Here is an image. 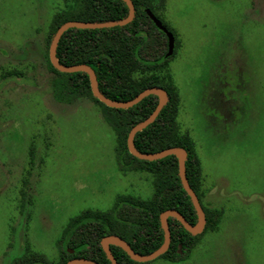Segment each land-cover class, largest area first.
<instances>
[{
  "label": "rangeland",
  "instance_id": "obj_1",
  "mask_svg": "<svg viewBox=\"0 0 264 264\" xmlns=\"http://www.w3.org/2000/svg\"><path fill=\"white\" fill-rule=\"evenodd\" d=\"M152 4L174 36L168 71L201 170L199 198L220 220L184 259L145 264H264V0ZM62 5L0 0V264L29 252L57 264L73 217L152 194L149 174L120 170L99 106L55 99L45 51Z\"/></svg>",
  "mask_w": 264,
  "mask_h": 264
},
{
  "label": "trees",
  "instance_id": "obj_2",
  "mask_svg": "<svg viewBox=\"0 0 264 264\" xmlns=\"http://www.w3.org/2000/svg\"><path fill=\"white\" fill-rule=\"evenodd\" d=\"M131 2L135 13L129 24L109 29H68L59 40L56 57L65 66L85 64L91 67L100 92L113 101H129L152 87H160L166 91L167 104L152 124L135 135L134 145L141 153H157L174 147L183 148L187 152L186 178L204 211L206 225L201 234L192 236L176 219H168L170 245L156 259L176 262L184 259L208 230L217 228L220 213L203 206L200 201L202 178L194 144L187 134L180 131L176 122L179 100L168 71L167 61L170 57L165 58L167 40L150 21L145 9H149L164 26L165 24L156 15L153 0ZM127 13V6L122 0H63L62 7L54 13L51 20L45 58L50 73L54 75L55 99L69 104L73 100L86 98L99 106L116 136V155L120 170L149 174L152 178V194L147 199L119 196L108 211L85 210L73 217L58 240L57 264H65L72 259L111 264L100 245L102 238L111 235L124 240L138 254H150L163 242L159 215L166 210L179 212L191 225L197 222L193 205L179 180L177 159L168 156L157 161H143L133 157L127 150L129 132L152 113L157 105V97L148 96L128 109L109 108L92 96L86 73H61L49 62L51 40L63 23L118 21L125 18ZM13 74L10 73L9 76ZM110 249L118 264L147 263L132 261L119 247L111 246ZM12 264L52 263L42 255L29 252Z\"/></svg>",
  "mask_w": 264,
  "mask_h": 264
},
{
  "label": "water",
  "instance_id": "obj_3",
  "mask_svg": "<svg viewBox=\"0 0 264 264\" xmlns=\"http://www.w3.org/2000/svg\"><path fill=\"white\" fill-rule=\"evenodd\" d=\"M125 5L127 6L128 13L125 18L118 20V21H111V22H79V21H68L63 23L61 26L58 27L56 30L50 46L48 50V58L50 64L55 68L57 71L61 73H76V72H84L87 74L89 83H90V89L92 96L97 99L99 102L104 104L105 106L113 109H128L139 102H141L144 98L148 96H156L157 97V105L155 109L152 111V113L141 123L137 124L132 128V130L129 132L126 140V146L128 152L135 158L143 161H157L160 159H163L168 156H174L177 159L178 162V176L180 183L182 185L183 190L186 192L188 197L190 198V201L193 205V208L195 210L196 216H197V222L194 225L189 224L184 217L175 210H166L162 212L159 215V222L160 227L163 231V242L161 246L156 249L155 251L151 252L147 255H141L136 252H134L128 244L122 240L121 238L111 235L102 238L100 241L101 248L103 252L106 255V258L109 260L111 264H118L116 259L114 258L110 247L116 246L121 248L128 257L137 263H145L152 261L165 253L170 245L171 240V233L168 225V219L174 218L176 219L181 226L192 236H197L201 234L204 230V227L206 225V219L204 211L200 205V202L198 200V197L196 196L195 192L191 189L187 178L185 174V161L187 159V152L183 148L174 147V148H168L165 150H162L157 153H141L139 152L134 145V137L135 135L145 129L147 126L152 124L163 107L168 102V95L166 91L160 87H152L143 90L141 93H139L135 98L129 100V101H113L105 97L98 88L97 78L92 70L91 67L85 64L80 65H72V66H65L63 64H60L56 57V49L57 45L59 43V40L61 39L63 33L68 29H109L114 27H122L127 24H129L133 18H134V6L131 2V0H122ZM146 15L149 17L150 21L155 25V27L160 30L166 37L167 40V52L165 54V58L170 57L174 50V36L173 34L162 24V22L155 17V15L149 10L145 9ZM71 252V250H69ZM65 264H97L91 260L88 259H72L66 262Z\"/></svg>",
  "mask_w": 264,
  "mask_h": 264
}]
</instances>
